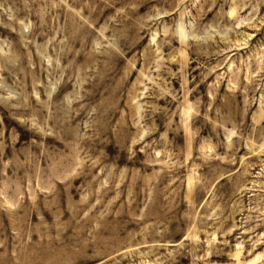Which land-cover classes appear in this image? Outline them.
<instances>
[{
  "label": "rangeland",
  "instance_id": "1",
  "mask_svg": "<svg viewBox=\"0 0 264 264\" xmlns=\"http://www.w3.org/2000/svg\"><path fill=\"white\" fill-rule=\"evenodd\" d=\"M0 264H264V0H0Z\"/></svg>",
  "mask_w": 264,
  "mask_h": 264
}]
</instances>
